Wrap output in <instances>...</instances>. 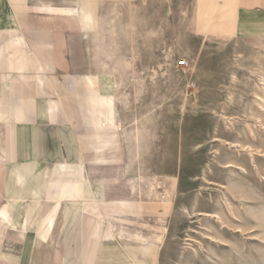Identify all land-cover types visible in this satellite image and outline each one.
I'll return each instance as SVG.
<instances>
[{
  "label": "crops",
  "instance_id": "crops-1",
  "mask_svg": "<svg viewBox=\"0 0 264 264\" xmlns=\"http://www.w3.org/2000/svg\"><path fill=\"white\" fill-rule=\"evenodd\" d=\"M109 1L0 0V264H151L142 248L168 205L125 180L101 33L83 18ZM192 6L202 33L264 38V0Z\"/></svg>",
  "mask_w": 264,
  "mask_h": 264
},
{
  "label": "rangeland",
  "instance_id": "rangeland-1",
  "mask_svg": "<svg viewBox=\"0 0 264 264\" xmlns=\"http://www.w3.org/2000/svg\"><path fill=\"white\" fill-rule=\"evenodd\" d=\"M155 3L83 9L101 33L125 180L168 205L142 254L151 264H264V94L254 73L264 75V38L202 33L193 0Z\"/></svg>",
  "mask_w": 264,
  "mask_h": 264
},
{
  "label": "bare ground",
  "instance_id": "bare-ground-1",
  "mask_svg": "<svg viewBox=\"0 0 264 264\" xmlns=\"http://www.w3.org/2000/svg\"><path fill=\"white\" fill-rule=\"evenodd\" d=\"M91 18V16L90 15H85V17H84V19L86 20V19H90ZM89 22H90V20H89ZM258 71V70H257ZM255 74H256V77L258 78V80L261 82V86H260V89L262 90V94H264V75L262 74V73H260V71L259 72H254ZM261 100H263L264 98H262V97H259ZM261 107V106H260ZM263 107V106H262ZM119 125H121V123H119ZM121 127H122V125H121ZM120 127V128H121ZM120 130V129H119ZM123 133V132H122ZM128 134V133H127ZM124 136H125V134H124Z\"/></svg>",
  "mask_w": 264,
  "mask_h": 264
}]
</instances>
